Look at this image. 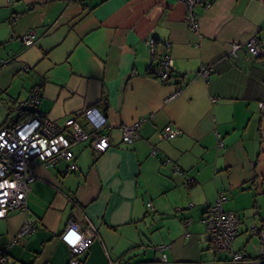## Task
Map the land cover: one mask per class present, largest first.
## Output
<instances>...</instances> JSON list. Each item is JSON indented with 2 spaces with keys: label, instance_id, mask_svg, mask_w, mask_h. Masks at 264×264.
Instances as JSON below:
<instances>
[{
  "label": "crops",
  "instance_id": "1",
  "mask_svg": "<svg viewBox=\"0 0 264 264\" xmlns=\"http://www.w3.org/2000/svg\"><path fill=\"white\" fill-rule=\"evenodd\" d=\"M185 18L180 0H0V130L25 118L24 103L39 89L40 113L68 134L75 123L91 134L83 113L96 108L110 147L96 156L91 141L74 146V171L65 161L38 168L27 212L0 220L6 264H68L61 235L71 223L84 235L89 223L97 229L84 264H161L164 247L167 264H233L212 250L202 222L221 193L240 216L234 251L259 264L264 56L235 59L230 48L257 37L264 49V0L198 7V33ZM158 55L173 58L165 84L155 78ZM203 66L213 67L208 82L196 77ZM143 119L139 137L124 143L123 128ZM167 126L180 131L175 140L161 138ZM25 223L34 232L13 243Z\"/></svg>",
  "mask_w": 264,
  "mask_h": 264
},
{
  "label": "built area",
  "instance_id": "2",
  "mask_svg": "<svg viewBox=\"0 0 264 264\" xmlns=\"http://www.w3.org/2000/svg\"><path fill=\"white\" fill-rule=\"evenodd\" d=\"M186 7L185 23L193 33L199 32V23L196 18V9L202 7L206 10L212 7L213 0H180ZM35 34L31 33L24 38V44L31 46L35 41ZM152 54L155 53V41L147 43ZM245 51L249 56L247 60L259 59L264 56L263 43L252 37L245 44H233L230 48V56L238 59L239 53ZM155 77L160 83H168L174 70L173 58L171 55H158ZM213 74L212 66H203L196 73V77L208 82ZM182 94V89H177L166 102L177 99ZM41 92L35 89L28 95L24 106L33 110L34 114L26 121L0 130V220L6 219L13 211L27 212V197L31 192L33 183L37 180V170L44 167L48 170L57 166L60 161L71 162L74 158L72 148L86 141H91V148L97 155L105 153L109 148V139L101 132L107 127V119L96 108L87 109L83 117L88 121L92 133H86L78 124H73L72 132L68 134L66 130L54 125L45 115L40 113L39 106ZM264 102L259 103V109L263 110ZM145 120H141L133 125L124 127L122 130L123 140L132 143L139 137V130ZM180 135V131L167 126L164 128L161 138L172 141ZM219 148H223L222 142L218 143ZM158 154L156 148L152 149L151 155ZM166 160L162 166L169 165ZM71 170H75V164L70 165ZM176 173L181 170L174 168ZM191 183L192 179L187 178ZM226 196L221 193L215 205L209 207L203 223L210 236L211 248L215 253H225L231 256L233 264H244L246 259L240 253L233 250V244L237 238L240 226V216L234 212L227 211L224 204ZM149 211L154 212L152 202L147 204ZM89 235L80 233L77 227L71 223L61 235L62 242L69 248L71 256L69 264H84L79 257L85 253L94 238L97 237V229L91 223L88 224ZM33 228L30 223L22 226L19 234L13 243L19 239L30 236ZM261 244V259L259 264H264V231L257 230ZM169 247L159 249L161 252V264H167ZM7 258L0 257V264H6ZM120 264V263H111Z\"/></svg>",
  "mask_w": 264,
  "mask_h": 264
},
{
  "label": "trees",
  "instance_id": "3",
  "mask_svg": "<svg viewBox=\"0 0 264 264\" xmlns=\"http://www.w3.org/2000/svg\"><path fill=\"white\" fill-rule=\"evenodd\" d=\"M156 78V77H155ZM22 110H23V112H26V116H25V118L23 119V120H21V121H19V122H17L14 126H16V125H18V124H20V123H22V122H24V121H26L29 117H31L33 114H34V112H33V110H30V109H27L25 106H23V108H22ZM123 142L124 143H126V144H132V143H127V142H125L124 140H123ZM110 148V147H109ZM109 148H108V150H109ZM107 150V151H108ZM106 151V152H107ZM105 152V153H106ZM105 153H103V154H105ZM94 154H95V152H94ZM103 154H101V155H97V154H95L96 156H102ZM63 161V160H62ZM73 161H74V158H73V160L71 161V162H67V161H65L66 163H68L69 164V169H70V165L71 164H73ZM54 169V168H53ZM71 170V169H70ZM71 171H74V170H71ZM188 183V182H187ZM148 209V208H147ZM27 210H28V207H27ZM204 219V218H203ZM202 222H203V220H202ZM204 224V223H203ZM259 231V230H258ZM33 232H34V230H33ZM62 241V240H61ZM91 246V245H90ZM90 248V247H89ZM162 255V254H161ZM2 256H5L6 258H7V254H6V251H3V253L0 255V257H2ZM69 261H70V259H69ZM7 263V262H6ZM69 264V263H68Z\"/></svg>",
  "mask_w": 264,
  "mask_h": 264
},
{
  "label": "rangeland",
  "instance_id": "4",
  "mask_svg": "<svg viewBox=\"0 0 264 264\" xmlns=\"http://www.w3.org/2000/svg\"><path fill=\"white\" fill-rule=\"evenodd\" d=\"M234 250V249H233Z\"/></svg>",
  "mask_w": 264,
  "mask_h": 264
}]
</instances>
